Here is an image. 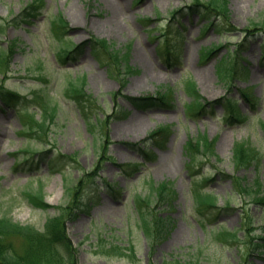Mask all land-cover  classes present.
<instances>
[{
    "label": "rangeland",
    "instance_id": "374dc122",
    "mask_svg": "<svg viewBox=\"0 0 264 264\" xmlns=\"http://www.w3.org/2000/svg\"><path fill=\"white\" fill-rule=\"evenodd\" d=\"M228 3L236 29L219 33L216 26L201 29L203 15L192 9L197 0H0V52L10 53L0 87L19 96L10 106L0 103V218L9 214L43 231L48 216L61 215L75 264H264V206L235 189L243 179L264 190V0ZM112 14L119 29L109 23ZM60 16L66 25L58 37L52 21ZM103 40L128 54L125 64L105 60ZM170 48L178 50L166 56ZM83 76L100 104L96 111L66 94L70 78ZM188 80L204 107H190ZM168 87L169 104L137 108L127 98ZM232 101L241 121L226 118ZM159 127L168 131L151 139ZM205 135L214 146L203 164L188 169L185 144ZM238 143L258 151L250 165H237ZM164 181L176 191L169 202L153 193ZM193 188L214 194L219 209L199 211ZM38 190L43 208L27 199ZM138 195H152L141 206L148 236ZM249 217L253 222L243 226ZM218 226L238 230L240 238L220 242L212 233ZM8 242L16 250L25 244L18 236Z\"/></svg>",
    "mask_w": 264,
    "mask_h": 264
},
{
    "label": "trees",
    "instance_id": "16d2710c",
    "mask_svg": "<svg viewBox=\"0 0 264 264\" xmlns=\"http://www.w3.org/2000/svg\"><path fill=\"white\" fill-rule=\"evenodd\" d=\"M228 5V0H197V5H195L192 9H195V11L200 12L199 14L203 15L202 19L204 20V28L216 26L218 27V32L234 31L236 28L231 23ZM32 6H30L28 10H33L34 8H32ZM52 24L54 33L59 37L60 33L64 32V27L66 25L63 18L61 16L57 17L52 21ZM261 25L264 28V22ZM256 29L258 30L259 28L256 27ZM102 44L105 52L109 54V56L107 55L105 58L107 62L110 64L112 63L115 68H119L120 65L126 63L128 60L127 53H123L119 49H116L113 45H110L109 41L103 40ZM97 46L98 44L94 42L93 48L96 49ZM237 50H239V48ZM77 51L78 47H76L75 50H69V53L72 54ZM97 56L100 57L99 54ZM9 59L10 53L3 51L0 52V68H5V65ZM125 69L128 72H135L131 65H127ZM219 70L221 76L228 75V67L225 64L221 65ZM185 89L186 92L192 97L190 107L195 106L196 108H202L205 106L202 95L198 93V90L192 81L188 80L186 82ZM66 94L69 98L73 99L82 110H89L91 108L92 111V107H95L94 111H96V107L100 106L98 99L88 92L86 88L85 76L81 78H70L69 85L66 88ZM114 94L116 95L117 93ZM169 94L170 90L164 91L160 89L156 96L147 98H127L136 106H149L159 105L160 103L169 104ZM246 95L249 96L248 93H246ZM42 97L43 99L39 104H41V106L45 109V113L47 115V111H49V103L46 96ZM0 98L5 104L17 103L19 100V97L16 93L5 87H0ZM234 102L235 101H232L231 105V107L234 109L233 112L238 110L236 109L237 104ZM97 104L98 106H96ZM235 118L237 117L235 116L233 119ZM244 118L245 117L241 114L237 119L241 121ZM34 119L31 118L32 123L38 124L40 127L46 126L47 121L41 122L39 119ZM262 128L264 131V122L262 123ZM167 131V127H160L152 133L151 138ZM213 146L214 142L210 141L206 136H203L202 139H188L184 148L188 156V169H192V167L203 164L205 158L209 154L208 152ZM258 156L259 153L256 148L248 146V144L246 145L238 143L236 145L235 158L239 167L250 165L252 161ZM235 189L239 192V194L246 192L249 196H253L255 203L264 205V190L261 189V184L259 181L249 183L247 181H243V179H238V181H235ZM153 193L158 194L156 195L159 202H169L171 197L175 195V190L171 188L168 182H163L158 187L153 186ZM192 196L195 205L199 209L205 207L215 209L218 207L216 196L210 192H202L198 189H193ZM151 197H143L138 195L136 198L138 201L137 203L140 206V211L143 214V227L147 234L151 233L150 221L148 216L145 215L146 213L144 214L142 212L141 206L144 204L149 206L148 202L153 201ZM28 199L38 207L46 206L43 195L40 191L28 193ZM159 218L161 220L157 224V228L162 231V227L165 225V219L163 217ZM246 218H248V215ZM252 222V218L249 217V222L245 219L242 224L243 226H249ZM43 227L44 230L40 231L33 225L21 224L20 222L15 221L13 217L9 215H5L4 217L0 218V264H75V251L73 248V243L68 236L66 223L61 215H53L48 217ZM253 230L254 228H252V232ZM213 231L216 237L221 239L220 241L223 243H230L240 238L238 236V230L236 229L228 230L224 229L223 227H218ZM13 236L22 238L23 242L25 243L22 250L14 249L13 245L8 242V239Z\"/></svg>",
    "mask_w": 264,
    "mask_h": 264
},
{
    "label": "bare ground",
    "instance_id": "6f19581e",
    "mask_svg": "<svg viewBox=\"0 0 264 264\" xmlns=\"http://www.w3.org/2000/svg\"><path fill=\"white\" fill-rule=\"evenodd\" d=\"M75 13H76V17H77V22H76V24L79 26V25H81L82 24V21H80V18H81V13H80V11L79 10H76L75 11ZM110 22V25H111V27L114 29V30H116V29H119L121 26V24H120V22L118 23V21H117V15L116 14H112L111 15V18H110V20H109ZM138 123H139V125L141 124V121H138Z\"/></svg>",
    "mask_w": 264,
    "mask_h": 264
}]
</instances>
